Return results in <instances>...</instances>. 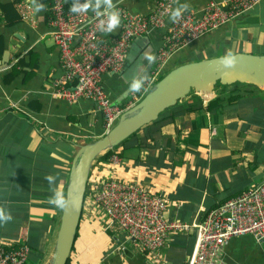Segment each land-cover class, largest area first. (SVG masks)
Returning <instances> with one entry per match:
<instances>
[{
  "label": "crops",
  "instance_id": "obj_1",
  "mask_svg": "<svg viewBox=\"0 0 264 264\" xmlns=\"http://www.w3.org/2000/svg\"><path fill=\"white\" fill-rule=\"evenodd\" d=\"M15 1L21 0H0V7ZM24 1L34 7V0ZM158 1L121 4L131 13L148 14ZM208 1L175 0L173 8L187 3L188 11L199 13ZM41 2L45 8L35 13L34 25L20 20L15 5L13 19L0 11V206L13 217L0 224V243L26 244L31 264L51 263L60 224L61 209L50 203L53 186L45 177L55 175L54 187L66 195L79 148L104 134L92 102L70 104L52 96V81L63 70L48 26L51 0ZM170 22L168 16L165 26ZM166 27L133 39L122 72L103 75V89L112 103L128 104L140 93H130L129 82L156 58ZM228 52L264 56V1L173 53L164 72ZM20 59L28 64L22 69L17 67ZM107 151L92 163L88 192L95 179L142 184L164 198L167 219L199 220L264 180V89L247 82L217 85L210 96L192 91ZM113 155L118 163H111ZM194 245L195 234L173 233L159 257L166 264H187ZM219 259L220 264H264V243L250 236L231 238ZM69 264L158 263L86 201Z\"/></svg>",
  "mask_w": 264,
  "mask_h": 264
},
{
  "label": "built area",
  "instance_id": "obj_2",
  "mask_svg": "<svg viewBox=\"0 0 264 264\" xmlns=\"http://www.w3.org/2000/svg\"><path fill=\"white\" fill-rule=\"evenodd\" d=\"M123 1L114 3L121 16L116 36L99 30L102 17L95 12H70L73 0H51L49 6L48 26L63 70L62 76L52 81V96L70 104L80 100L92 102L101 115L104 134L163 77L164 67L173 53L246 15L264 0L208 1L200 14L186 11L167 27L165 21L175 0H159L148 14L131 13L121 4ZM15 7L22 22L36 23L34 7L29 2L21 0ZM165 27L162 46L140 93L132 95L128 104L112 103L103 89V75L122 72L133 39ZM110 161L115 164L119 159L113 155ZM90 187L89 192L86 189L84 197L88 199L84 198L83 206L87 201L158 264H166L159 254L173 233L195 234V245L187 264H220L224 244L234 237L250 236L257 243H264V180L191 223L167 219L164 198L142 184L105 178L93 180ZM29 253L26 244L0 243V264H26Z\"/></svg>",
  "mask_w": 264,
  "mask_h": 264
},
{
  "label": "water",
  "instance_id": "obj_3",
  "mask_svg": "<svg viewBox=\"0 0 264 264\" xmlns=\"http://www.w3.org/2000/svg\"><path fill=\"white\" fill-rule=\"evenodd\" d=\"M234 64L225 67L221 57L186 63L166 72L132 108L124 112L116 125L96 140L81 146L76 153L66 190L68 206L61 211L55 251L50 264H67L84 204L92 163L102 153L127 140L165 109L184 99L192 91L210 96L215 86L250 82L264 89V56L234 54ZM156 58L140 73L149 76Z\"/></svg>",
  "mask_w": 264,
  "mask_h": 264
},
{
  "label": "clouds",
  "instance_id": "obj_4",
  "mask_svg": "<svg viewBox=\"0 0 264 264\" xmlns=\"http://www.w3.org/2000/svg\"><path fill=\"white\" fill-rule=\"evenodd\" d=\"M45 5L41 0H34V12L39 13L43 11ZM91 9L98 17H102L100 20L99 30L102 33L114 32L121 23V16L119 10L115 7L113 0H73L69 6V11L72 13H87ZM189 10L187 3H180L178 6L172 8L169 13V19L172 22H176L182 16V14ZM75 35V33H73ZM151 59V57H148ZM234 56L231 52L226 53L221 57V63L225 67H231L234 64ZM144 87V78L140 76L134 77L128 86L130 93L140 92ZM45 179L48 184L52 187V196L50 203L58 209H65L68 206V201L62 190L54 187L56 176L47 175ZM13 219L11 212L4 206H0V224L7 223Z\"/></svg>",
  "mask_w": 264,
  "mask_h": 264
},
{
  "label": "trees",
  "instance_id": "obj_5",
  "mask_svg": "<svg viewBox=\"0 0 264 264\" xmlns=\"http://www.w3.org/2000/svg\"><path fill=\"white\" fill-rule=\"evenodd\" d=\"M17 3V1L13 2V3H8L5 5H1L0 7V11L1 14L4 16L5 19H13L15 18V10H14V5ZM4 51V41L3 38L0 37V55L3 53ZM28 64L25 63V61L23 59L18 60V68L22 69L24 67H26ZM122 144V143H121ZM120 147V145H119ZM115 148H118L115 147ZM110 152V150L107 151V153ZM87 189V188H86ZM87 193V192H86ZM85 198V197H84ZM67 264H69V259L67 261Z\"/></svg>",
  "mask_w": 264,
  "mask_h": 264
},
{
  "label": "rangeland",
  "instance_id": "obj_6",
  "mask_svg": "<svg viewBox=\"0 0 264 264\" xmlns=\"http://www.w3.org/2000/svg\"><path fill=\"white\" fill-rule=\"evenodd\" d=\"M61 211H62V210H61ZM26 264H31V263L27 262Z\"/></svg>",
  "mask_w": 264,
  "mask_h": 264
}]
</instances>
